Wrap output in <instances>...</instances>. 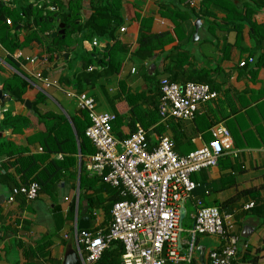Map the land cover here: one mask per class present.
<instances>
[{"label":"crops","instance_id":"obj_1","mask_svg":"<svg viewBox=\"0 0 264 264\" xmlns=\"http://www.w3.org/2000/svg\"><path fill=\"white\" fill-rule=\"evenodd\" d=\"M95 1L83 0L81 23L86 21ZM106 1L111 3L113 0ZM193 1L194 6L188 0H114L121 14L119 28L123 27L124 31L117 30L115 39L107 45L114 52L119 44L125 49V52H118L117 55L120 60L119 74L111 77V82L103 88L93 87L84 92L94 97L98 112H112L121 117L113 131L119 138H125L133 131L130 122L135 115H130L125 99L127 95H140L136 101L140 122L135 123L146 125L151 142L161 135L170 137L179 155L194 151L210 141L211 131L215 127L220 125L227 128L233 152L222 155L217 165L191 175L196 187L191 196L183 201L184 215L188 213V219L181 233V254L186 252V231L192 226L196 202L201 201L205 206H216L222 212L235 215V232L241 242L247 244L242 245L238 252L246 250L249 257L240 261V257L236 256L234 264H264V0L250 18L254 27L245 23L239 29L224 21L228 12L233 13L232 4L241 6L247 0H214L207 9L209 14L190 16V7L196 10L201 8L200 0ZM174 12L186 17L176 16L173 22L166 15H174ZM241 18L240 14L232 16L235 21ZM143 19L149 21L151 32L168 33L171 41L162 49L155 50L150 58L141 60L134 53L138 48V32ZM196 26L197 37H194ZM27 34L28 30L22 29L18 34L19 39L22 40ZM46 36L47 32H44L41 37L46 40ZM77 42L78 36L70 53L64 56V59L69 57L68 62L55 58L46 65L44 75L60 82V78L70 76L73 69L79 70L81 63L78 59L81 55H86L93 48L100 53L106 45L100 42L94 47L89 41L82 44ZM16 50L22 54L20 64L25 73L41 71L45 67L39 61L30 63L26 60L46 55L44 44L40 45L36 39ZM75 52L79 54L78 59L74 58ZM7 54L0 44V89L2 79L15 72L5 61ZM248 57H252L253 61H247L242 67L238 65L240 60ZM90 66L95 68V65ZM162 77L178 83L204 81L217 92V97L201 105L193 119H170L160 127L162 124L156 113V104L158 83ZM32 82L40 86L39 82ZM49 90L48 98L66 113L65 108L55 100L60 91ZM37 91L36 87H29L23 95V102L11 98L8 93L0 100L1 111L26 115L29 110L24 102L29 100L32 103ZM64 97L67 100L61 101L68 108L66 110L70 114L75 113L77 108L74 102ZM39 126L40 123L31 118L29 125L19 133L7 129L0 135L24 148V155L40 154L42 151L38 150L41 147L37 140ZM52 157L56 158V154ZM9 160L5 156L0 157V264H64L65 257L76 251L72 223L82 216L77 211L75 201L79 165L70 170L73 177L67 172L59 180L51 195L39 191L33 201L26 202L23 197L17 196L14 202L8 203L10 188L14 181H18L13 167L8 164ZM101 195L106 197L104 191H101ZM250 202L254 203L253 206L245 208ZM72 204L74 213H68ZM94 210L96 216L87 214L91 220L90 228L95 220H98L101 228L106 227L110 217L102 209ZM247 225L255 228L248 237L242 238V228ZM221 243L217 236H197L194 257L189 264H201L200 253L204 264H210L209 252L220 248ZM104 252V264H122L120 243H111Z\"/></svg>","mask_w":264,"mask_h":264},{"label":"built area","instance_id":"obj_2","mask_svg":"<svg viewBox=\"0 0 264 264\" xmlns=\"http://www.w3.org/2000/svg\"><path fill=\"white\" fill-rule=\"evenodd\" d=\"M188 2L194 6L193 0ZM120 31L123 32L124 28L121 27ZM92 45H98L96 39H93ZM12 56L16 60L22 58L19 50L14 51ZM26 60L42 64L46 59L43 56L41 59ZM247 61L252 62L253 58L242 59L238 65L245 66ZM93 68L90 66L88 70ZM28 75L40 83V86H36L29 81L31 87L46 94L50 88L58 90L71 99L78 110L87 112L90 124L84 133L95 151L84 161L86 170L89 175L118 188L123 197L112 205L106 227L101 228L98 220H95L91 228L79 229L77 219L73 221L71 231L79 264L97 262L113 242L122 245V264H189L194 257L199 235L217 236L222 241L220 248L209 252L210 264H231L241 246L247 245L235 232V215L222 212L216 206H205L201 201L196 202L192 226L186 231V252L181 254L183 201L191 196L196 187L191 175L217 165L222 155L233 152L227 128L220 125L215 127L211 131L210 141L194 151L179 155L170 137L161 135L151 142L140 124H135L127 137H117L112 130L116 114L98 112L91 94L50 79L41 71H32ZM158 85L157 113L164 124L170 119H193L201 105L217 97V92L206 83H178L162 77ZM38 150L42 151L41 148ZM61 156L60 153L56 154V158ZM39 191L40 187L34 181L13 186L7 202H14L17 196L23 197L26 202L33 201ZM75 195L77 203L78 190ZM64 199L67 200L66 197ZM253 204L250 202L245 208ZM92 213L96 216L95 210Z\"/></svg>","mask_w":264,"mask_h":264},{"label":"trees","instance_id":"obj_3","mask_svg":"<svg viewBox=\"0 0 264 264\" xmlns=\"http://www.w3.org/2000/svg\"><path fill=\"white\" fill-rule=\"evenodd\" d=\"M9 1L0 0V44L8 52L5 61L15 70L14 73L3 78L1 83V88L7 90L11 98L23 102V95L31 87L29 81H34L23 70L20 64L22 58L16 60L12 56L16 49H21L22 46L33 39H36L40 45L44 44L46 53L44 57L46 60L42 63V65L45 64V67L41 70L42 75L47 70L46 65L55 58L64 63L68 62L69 57L67 56L64 59V56L66 53H70L75 42L71 38V34H77L78 42H81V44L85 41L92 42L93 39H96L98 44L100 42L106 44L100 53H97L93 48L86 55H81L79 59V54L75 52L74 58L81 63L80 68H78L79 70L73 69L70 76L61 77L60 83L77 91L84 92L93 87L103 88L104 85L111 82V77L115 78L119 74L120 60L117 55L118 52H125V49L119 44L117 51L114 52L115 50L112 51V47L107 45L109 41L115 39L116 31L120 30L121 24L119 5L114 0L111 3L106 0H96L91 5V12L84 23L80 22V10L83 0H11V4ZM213 1L200 0L201 8L196 10L190 7L188 14L190 16H193V14L197 16L209 14L207 9L212 6ZM262 4V0H247L241 6L232 4L233 13L228 12L226 14L225 24L232 23L237 26V29L245 23L251 24L250 18ZM173 14L166 15L173 22H175L176 16L186 17V15L182 16L178 12ZM233 14H240L242 16L241 20H233ZM49 19H52V21L50 22ZM53 22L64 23L63 37L60 34L51 36L54 31L58 30V25L54 26V31L50 30ZM251 25L254 27L253 24ZM149 26L147 19L140 21L137 38L138 48L134 54L136 58L141 60L150 58L155 50L162 49L165 44L171 41L168 33H153ZM22 29L28 30V34L20 40L18 34L19 30ZM35 31L38 34H35ZM44 32H47V36L46 40L42 42L39 37ZM90 64L95 65V68L88 71L87 67ZM191 82L206 83L204 81ZM138 97L140 95H127L125 99L129 105L130 115L133 117L135 115L130 122L133 130L135 124H140L135 123L136 121L140 122L136 113ZM55 100L63 109L65 108L66 113L53 104L48 95L42 91L36 92L31 109L26 115H18L8 110L2 112L0 134L7 129H11L13 133H19L29 125L31 118L36 119L41 125V127L39 126L40 132L37 134V140L42 149L40 154L24 155V148L16 146L0 135V157L5 156L11 159L8 164L13 167L15 175L18 177V181H14L13 186L27 185L34 181L39 185L40 191L51 195L55 191L54 188H56L55 186L59 180L67 172L73 177L70 170L79 165L77 173L78 213L81 209H85V214L92 217L94 209H102L103 213L110 217L112 205L123 199V197L118 188L102 182L97 176L89 175L86 170L84 161L87 156L95 151L93 144L84 133L86 127L90 124L87 112L76 109L75 113L70 114L62 101ZM120 118L116 115V119L112 123L113 131L118 127ZM161 124L160 127H163L164 123ZM140 125L146 129L145 124L141 123ZM146 138L150 141L148 134ZM57 153L62 154V157L51 158V155ZM5 165L3 166L5 167ZM101 191L106 193V197L101 195ZM68 213H74V204L70 206ZM236 256L240 257V261H244L249 257L246 250L238 252ZM105 257L106 252H103L97 262L104 264ZM235 260L236 257L231 261V264L236 263ZM192 264L196 263L193 262Z\"/></svg>","mask_w":264,"mask_h":264},{"label":"water","instance_id":"obj_4","mask_svg":"<svg viewBox=\"0 0 264 264\" xmlns=\"http://www.w3.org/2000/svg\"><path fill=\"white\" fill-rule=\"evenodd\" d=\"M49 21L51 22L52 19H49ZM57 34H60L63 37V34H64V23H59L58 24V30L57 31H54L51 34V36L53 37V36H55ZM194 37H197V26H196V30H195ZM7 94H8V91L7 90L0 89V100H3V98ZM24 105H25V107L28 110H30L32 103L29 100H25ZM80 213H81L82 216L77 221L78 222V228L79 229H88V228H90V222H91V220H90L89 216L87 214H85V209H81L80 210ZM254 228L255 227L253 225L244 226L242 228V231H241V237L242 238L248 237L251 234V232L254 230ZM202 256H203L202 253H200V263L201 264H204L203 257ZM64 264H79V257L77 255V252L76 251H73L72 253H70L69 255H67L65 257Z\"/></svg>","mask_w":264,"mask_h":264},{"label":"rangeland","instance_id":"obj_5","mask_svg":"<svg viewBox=\"0 0 264 264\" xmlns=\"http://www.w3.org/2000/svg\"><path fill=\"white\" fill-rule=\"evenodd\" d=\"M42 4V3H41ZM56 25H58V23H56V22H53L52 24H51V29L50 30H52V31H54V26H56ZM20 31H22V30H19V32ZM30 32V31H29ZM35 34H38V32L37 31H35ZM41 36H42V34H41ZM39 37L40 38V40L43 42V37ZM76 36H77V34H71V38L75 41L76 40ZM22 48V47H21ZM80 51L82 50V47L79 49ZM23 51H24V49H23ZM70 67H72V65H70ZM50 78V77H49ZM51 79V78H50ZM55 80V79H54ZM57 81V80H56ZM50 90H53V89H51L50 88ZM49 90V92H51ZM58 101H61V100H67L63 95H61L60 93H59V96H57V97H55ZM64 103V102H63ZM53 104H55V103H53ZM56 105V104H55ZM187 219H188V213L186 214V216L184 215V217H183V220H182V226L183 227H185V223L187 222Z\"/></svg>","mask_w":264,"mask_h":264}]
</instances>
